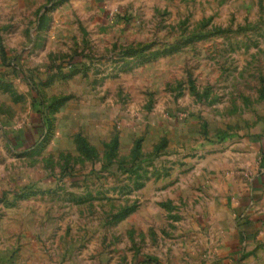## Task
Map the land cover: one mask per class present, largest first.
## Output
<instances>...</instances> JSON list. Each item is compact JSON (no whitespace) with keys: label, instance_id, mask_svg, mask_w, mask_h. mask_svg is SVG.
I'll return each instance as SVG.
<instances>
[{"label":"rangeland","instance_id":"374dc122","mask_svg":"<svg viewBox=\"0 0 264 264\" xmlns=\"http://www.w3.org/2000/svg\"><path fill=\"white\" fill-rule=\"evenodd\" d=\"M54 1L0 0V249L26 262L35 244L47 264H208L216 146L264 136V0L116 1L95 25L91 4ZM75 64L84 75L62 79ZM60 96L72 100L55 116ZM35 109L52 133L20 153L11 135L25 137Z\"/></svg>","mask_w":264,"mask_h":264},{"label":"crops","instance_id":"0c3cea01","mask_svg":"<svg viewBox=\"0 0 264 264\" xmlns=\"http://www.w3.org/2000/svg\"><path fill=\"white\" fill-rule=\"evenodd\" d=\"M116 1L123 0H57L51 6V10L54 12L62 10L67 4L74 2H78L79 5L91 4L93 9L91 19L95 25L104 22L108 4H114ZM78 75H84V73ZM62 97H69V99L55 112V116L60 115L64 107L72 100L71 96H60ZM45 114L35 109L22 129V134L25 131V137L19 134L11 135L12 142L21 149L20 153L33 151L36 148L41 150L46 145L44 141L47 138V130L45 131L43 127V121L47 115ZM122 124L127 128L136 126L132 116H126ZM152 126L153 129H159L160 122H153ZM245 135L241 136L242 139L233 140L230 145H226L229 147L223 144L216 146L214 155L216 163L213 169L216 174L221 173V177L219 175L216 177V184L220 188L219 184L222 182L223 196L220 198L222 205H220L221 210L217 214L218 220L214 228L215 250L208 264H264V136L253 132ZM83 136L82 134L81 137ZM83 138L88 140L85 136ZM26 139L30 140L26 142ZM140 140L142 143L144 139ZM24 142L29 145L26 143L24 145ZM24 252L31 257L26 259V262L18 258L8 260L7 255L0 249V264L48 263L46 258H41L40 250L35 244Z\"/></svg>","mask_w":264,"mask_h":264},{"label":"trees","instance_id":"16d2710c","mask_svg":"<svg viewBox=\"0 0 264 264\" xmlns=\"http://www.w3.org/2000/svg\"><path fill=\"white\" fill-rule=\"evenodd\" d=\"M176 49H177V47H173V48H170V49L165 50L164 52L167 53V54H172V53L175 52ZM134 55H135V53L131 52V55L129 57H133ZM71 69L72 70L70 72H68L69 74H67V75L66 74L65 75L64 74H61V78L62 79H70V78H72V77H74V76L82 73V71H80V68H78V65L77 64H75L74 66H72ZM68 99H69V97H62V98L54 99L51 102V104H50L51 112H54L55 113L60 107H62L68 101ZM43 102H44V100L42 99L41 102H40V105L41 106L43 105ZM52 130H53V120H51L48 117V119H47V131H48V135H47V138H46V142L48 141V138L50 137V134L52 133L51 132ZM113 142H114V146L116 147L117 140L114 139ZM76 144H77V147L79 148V150H81L82 152L85 151V153H86L87 150L89 149L88 146H87V144L85 143V141L82 138H80V137H77L76 138ZM140 144H141V140H138L136 142V144H135V147L140 148ZM84 149H87V150H84ZM88 151L91 152L90 149Z\"/></svg>","mask_w":264,"mask_h":264}]
</instances>
